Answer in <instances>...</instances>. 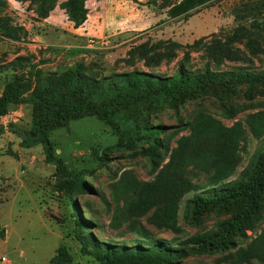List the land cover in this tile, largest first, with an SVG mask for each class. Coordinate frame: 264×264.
I'll return each instance as SVG.
<instances>
[{"label": "rangeland", "instance_id": "374dc122", "mask_svg": "<svg viewBox=\"0 0 264 264\" xmlns=\"http://www.w3.org/2000/svg\"><path fill=\"white\" fill-rule=\"evenodd\" d=\"M6 1V6L0 7V98L15 73L9 65L18 56L29 58L27 70L29 65L36 64L44 72H61L81 61L96 76L133 69L173 75L186 48L160 47L150 53V66L144 59L128 64L123 58L132 46L148 39L157 42L171 38L186 44L208 36L210 41L212 38L224 41L238 25H249V18H236V10L243 3L264 4V0H213L187 17L169 19L167 8L177 0H86L88 23L76 29L62 8L67 0H56L47 20L39 17L36 3ZM10 28L18 29L16 36H7ZM254 36L264 48V30ZM234 49L239 59L224 60L219 67L215 64L212 67L264 71V53L251 54L245 42L235 43ZM204 53L191 49L194 69L206 63ZM261 110H264V83H244L222 97L208 95L189 100L177 109H166L153 118V123L169 128L161 135L162 143L170 141L171 147H176L177 139L189 134L184 124L199 113L211 114L227 126L242 122L247 139L241 162L231 177L240 179L248 175L264 151V134L254 138L246 122L249 114ZM31 122L32 107L25 102L9 104L4 114H0V225L7 231L6 237L0 239V264H50L63 243L73 254L72 264H100L92 252L96 249L94 244L132 247L160 240L173 248L185 249L184 254L175 257L176 264H264L258 259L241 262L236 256L237 248L246 246L264 230V204L246 235L235 237V247L195 252L198 246L185 242L216 230L221 222L236 215L239 203L194 215L187 210L186 200L197 192H189L181 202L179 232L152 222L158 206L141 213L122 200L118 213L117 183L124 173L130 172L139 180H152L168 157L154 162L142 143L121 140L105 122L88 116L50 132L52 157L48 158L43 144L30 147L23 144ZM59 161L79 172L84 188L74 187L69 192L55 186L64 179L58 170ZM188 176L202 190L212 186L210 175L205 172L192 169ZM80 235L93 242L87 246L90 252L83 251Z\"/></svg>", "mask_w": 264, "mask_h": 264}, {"label": "trees", "instance_id": "16d2710c", "mask_svg": "<svg viewBox=\"0 0 264 264\" xmlns=\"http://www.w3.org/2000/svg\"><path fill=\"white\" fill-rule=\"evenodd\" d=\"M29 1L38 4V15L44 19L56 7V0ZM212 1L177 0L168 6L167 16L169 19L187 17ZM6 4V0H0V7ZM62 8L74 28L83 26L88 20L86 0H67ZM236 18H249V25H238L224 41L215 38L210 41L208 36L186 44L171 38L157 42L148 39L132 46L123 58L128 64L144 59L150 66L148 58L154 50L163 46L186 48L173 75L133 69L96 76L90 74L87 64L81 61L61 72H44L36 64L29 65L27 70L25 66L29 58L18 56L9 65L15 73L0 98V114H4L9 104L25 102L31 105V128L25 132L23 144L26 147L43 144L48 158L52 157L50 132L88 116L105 122L121 140L142 143L143 150L154 162L168 157L152 180H139L130 172L124 173L117 183L118 213L122 200L141 213L158 206L152 222L179 232L182 229L179 210L182 199L189 192H197L193 198L186 200L187 210H192L194 215L239 203L236 215L221 222L216 230L185 242L186 245L198 246L195 252L230 250L236 246L235 237L245 236L246 231L252 228L253 218L264 204V151L248 175L231 179L241 162L243 144L247 139L248 132L242 122L227 126L211 114L199 113L184 124L189 128V134L179 137L176 147H171L170 141L162 143L161 138L169 128L154 124L153 118L166 109H177L189 100L208 95L222 97L244 83H264V71L212 67L213 64L219 67L224 60L239 59L238 51L234 49V44L238 42H245L253 55L264 53V48L254 36L264 30V4L243 3L242 8L236 10ZM17 30L10 28L6 34L16 36ZM191 49L204 50L207 61L202 68H193ZM246 122L254 138L264 134V110L249 114ZM192 169L209 174L212 186L202 190L203 187L188 176ZM58 170L64 176L62 183L55 185L58 189L71 192L74 187L84 188L79 172L69 169L62 161H59ZM6 232V228L0 225V239L6 237ZM79 239L83 251L90 252L87 246L91 239L84 235H80ZM94 248L92 252L100 264H176L175 257L185 252L183 247L173 248L165 240L148 246L100 247L94 244ZM190 248L195 250L194 246ZM236 256L241 262L253 259L264 262V230L246 246L237 248ZM73 260L69 247L63 243L50 264H72Z\"/></svg>", "mask_w": 264, "mask_h": 264}, {"label": "crops", "instance_id": "0c3cea01", "mask_svg": "<svg viewBox=\"0 0 264 264\" xmlns=\"http://www.w3.org/2000/svg\"><path fill=\"white\" fill-rule=\"evenodd\" d=\"M138 10H139V9H138ZM45 20H47V18H46ZM88 20H89V18H88ZM88 20L85 22V24L88 23ZM125 23H126V22H125ZM138 23H141V21H139ZM44 24H45V23H44ZM128 24H131V23H128ZM103 25L106 26V18H105V20H104ZM131 25H133V26H137L138 24H131ZM81 27H82V26H81ZM81 27L76 28V29H80ZM114 27H116V26H113V27L110 26V28H112V29H113Z\"/></svg>", "mask_w": 264, "mask_h": 264}]
</instances>
